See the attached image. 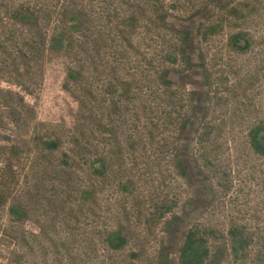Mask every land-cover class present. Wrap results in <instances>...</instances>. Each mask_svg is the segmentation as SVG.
I'll return each mask as SVG.
<instances>
[{"label": "rangeland", "instance_id": "obj_1", "mask_svg": "<svg viewBox=\"0 0 264 264\" xmlns=\"http://www.w3.org/2000/svg\"><path fill=\"white\" fill-rule=\"evenodd\" d=\"M263 121L264 0H0V264H264Z\"/></svg>", "mask_w": 264, "mask_h": 264}, {"label": "trees", "instance_id": "obj_2", "mask_svg": "<svg viewBox=\"0 0 264 264\" xmlns=\"http://www.w3.org/2000/svg\"><path fill=\"white\" fill-rule=\"evenodd\" d=\"M183 35V42L187 45L189 33L185 32ZM245 40L246 37H244L240 33L233 35L231 39L233 45L239 49L245 47ZM182 57L186 62H188L187 64H190V55H182ZM167 73L168 72L166 71L165 74ZM74 74L75 72H70L71 76H74ZM165 83L169 84L170 82L165 81ZM249 136L253 148L257 152L264 155V121L252 127L249 131ZM51 145H55V143H52ZM94 171L97 173H101L102 170L98 167H95ZM10 212L12 215L18 217L19 219L24 215L22 210L16 206H12L10 208ZM107 240L110 247H112L113 249L121 248L126 242L124 236L119 231L110 233L107 237ZM207 255L208 250L204 246V240L201 238L198 231L195 229L188 230L179 249L180 264H205V258Z\"/></svg>", "mask_w": 264, "mask_h": 264}]
</instances>
